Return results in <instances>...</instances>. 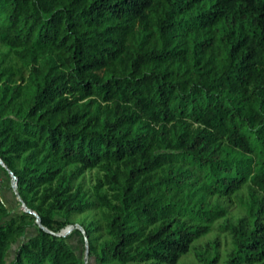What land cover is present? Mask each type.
I'll list each match as a JSON object with an SVG mask.
<instances>
[{"label": "trees", "instance_id": "16d2710c", "mask_svg": "<svg viewBox=\"0 0 264 264\" xmlns=\"http://www.w3.org/2000/svg\"><path fill=\"white\" fill-rule=\"evenodd\" d=\"M0 43L28 69L0 52V155L44 225L0 200V264H82L55 212L95 206V264H177L243 187L229 264H264V0H0Z\"/></svg>", "mask_w": 264, "mask_h": 264}, {"label": "rangeland", "instance_id": "374dc122", "mask_svg": "<svg viewBox=\"0 0 264 264\" xmlns=\"http://www.w3.org/2000/svg\"><path fill=\"white\" fill-rule=\"evenodd\" d=\"M0 52L5 57L4 64L8 65L12 70L15 71V76L18 77L21 73L27 74L28 69L23 65L22 60L9 46L0 43ZM20 163V162H19ZM18 163V164H19ZM103 176V170L99 167L88 168L83 170L75 179V186L81 185L82 189L91 197L95 198V186L98 179ZM0 200L3 201L13 214L24 210L20 200L14 192L12 185L11 174L0 164ZM101 191H107V187L103 186L100 188ZM248 190L247 187H243L236 194L232 196H211L212 202H218L226 208L224 215L218 217L213 224L211 229L206 234L196 239L193 243L191 250L183 254L178 260L177 264H205L200 259L198 253L204 252L210 256H213L218 252V259L214 264H229V256L233 249L232 235L229 229L224 228V225L228 222H237L240 217L246 215V207L244 200L247 199ZM55 216L62 221H69L66 228L71 224H80L83 226L84 223L102 222V209L101 207H91L81 213H73L69 217H65L62 211H56ZM79 227L74 228L68 234L71 233L69 241L79 251L82 256V264H95V258L89 256L87 258V243L80 231L76 230ZM62 229V230H63ZM61 230V231H62ZM75 230V232H74ZM28 232L34 231V227L27 230ZM67 234V235H68ZM101 235V238L105 237L104 228L95 231V235ZM16 245H13V249ZM108 264H121L117 261H111ZM141 264V263H140ZM248 264V263H244Z\"/></svg>", "mask_w": 264, "mask_h": 264}, {"label": "water", "instance_id": "95a60500", "mask_svg": "<svg viewBox=\"0 0 264 264\" xmlns=\"http://www.w3.org/2000/svg\"><path fill=\"white\" fill-rule=\"evenodd\" d=\"M0 164L11 174V177H12V185H13V188H14V192L16 194V196L18 197V199L20 200L22 206L24 207V210L27 211V212H30L32 214H34L36 216V221L44 227V225L42 224L41 222V217H40V214L33 208L29 207L28 204L26 203V201L23 199L20 191H19V188H18V179H17V175L15 174V172L6 164V162L4 161V159L1 157L0 155ZM76 227H79L81 229H83L84 233H85V240H86V243H87V251H86V255H87V258L90 256L89 254V238H88V235H87V232L86 230L84 229V227L80 224H71V225H68L66 228H64L62 231H59V232H55L56 234H60V235H67L70 231H72L74 228ZM46 228V227H45ZM48 229V228H46Z\"/></svg>", "mask_w": 264, "mask_h": 264}, {"label": "built area", "instance_id": "2783aa9c", "mask_svg": "<svg viewBox=\"0 0 264 264\" xmlns=\"http://www.w3.org/2000/svg\"><path fill=\"white\" fill-rule=\"evenodd\" d=\"M18 179V178H17ZM0 180H1V178H0ZM18 182V181H17Z\"/></svg>", "mask_w": 264, "mask_h": 264}]
</instances>
